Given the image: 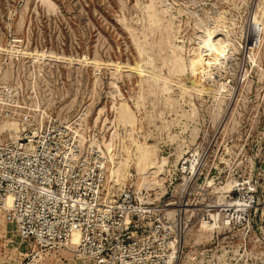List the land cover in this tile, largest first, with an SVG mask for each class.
<instances>
[{
	"label": "rangeland",
	"instance_id": "374dc122",
	"mask_svg": "<svg viewBox=\"0 0 264 264\" xmlns=\"http://www.w3.org/2000/svg\"><path fill=\"white\" fill-rule=\"evenodd\" d=\"M211 42L222 55L207 65ZM79 116L106 155L155 146L158 197L164 174L190 176L185 159L187 189L216 206L254 191L247 224H192L178 264H264V0H0V143ZM130 172L108 169L106 189L139 186ZM18 236L0 214V264H91Z\"/></svg>",
	"mask_w": 264,
	"mask_h": 264
},
{
	"label": "built area",
	"instance_id": "2783aa9c",
	"mask_svg": "<svg viewBox=\"0 0 264 264\" xmlns=\"http://www.w3.org/2000/svg\"><path fill=\"white\" fill-rule=\"evenodd\" d=\"M103 142L102 132L79 116L27 126L0 143V214L21 240L54 249L69 246L75 235V256L91 264H178L183 248L178 253L177 246L192 224L212 231L248 223L254 191L216 206L199 188L187 189L189 159L177 172L190 176L174 186L176 176L164 174L160 197L135 183L106 189Z\"/></svg>",
	"mask_w": 264,
	"mask_h": 264
},
{
	"label": "bare ground",
	"instance_id": "6f19581e",
	"mask_svg": "<svg viewBox=\"0 0 264 264\" xmlns=\"http://www.w3.org/2000/svg\"><path fill=\"white\" fill-rule=\"evenodd\" d=\"M151 3H153V1ZM152 7L153 6H150V8H152ZM152 14H153V12H152ZM208 34H209V32H208ZM210 35H212V34H210ZM220 48H221V42H217L215 44H214V42L213 43L211 42L209 45H207L205 47V52H207L209 57L212 56L213 54H215L214 59L199 60V61L205 62L207 65H212V64L216 63L222 55V50H220ZM199 61H197L195 64H199ZM166 90H168V87L164 83V86L162 87V91L166 92ZM107 146H108V143H107ZM106 151L108 152V150H106ZM109 151H110V149H109ZM108 153H110V152H108ZM112 154H111V156L109 154H107L111 157L109 159V160H111L110 161L111 165L108 166V169H109L110 176L112 179H113V177H115V175L119 174L120 181L122 183H124L127 179L132 177L130 169H131V167H133L135 169L137 176H139V178L141 180V183H140L141 186H144V185L149 186L152 184L159 186L157 181H155L153 179L154 178L153 174H156V172H158L155 169V161H156L155 160L156 159L155 158V155H156L155 146L148 145L145 143H138L135 152L132 154H127L126 157H120V158L118 157L117 158V157H115V155H113V157H114L113 158ZM116 156H118V155H116ZM108 165H109V163H108ZM7 204L9 205V200L7 201ZM6 223L15 226L13 223H9V222H6ZM76 243H77V237L74 235L71 239V243H70L69 247L74 249ZM183 247H184L183 244L177 246L176 252L179 253L180 249ZM194 261H195V259H194ZM197 263H199V262L197 261Z\"/></svg>",
	"mask_w": 264,
	"mask_h": 264
}]
</instances>
